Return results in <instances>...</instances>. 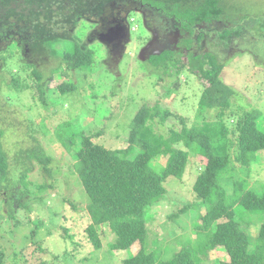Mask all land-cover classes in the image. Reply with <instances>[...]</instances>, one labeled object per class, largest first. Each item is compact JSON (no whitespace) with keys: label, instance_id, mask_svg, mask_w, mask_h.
Here are the masks:
<instances>
[{"label":"trees","instance_id":"1","mask_svg":"<svg viewBox=\"0 0 264 264\" xmlns=\"http://www.w3.org/2000/svg\"><path fill=\"white\" fill-rule=\"evenodd\" d=\"M12 1L19 0H3L2 8L6 13L0 19V39H5L8 43L0 50V64L3 66L11 61L14 63L13 59L17 54L23 60H18L17 68L13 70L15 72L10 74V80L1 77L0 90L7 86L10 91V94H5L7 99H29L25 109L28 107L26 110L33 116L29 124L30 131H39L37 119L42 115L41 105L45 110H50L49 104L56 99L87 95L86 88H80L79 82L67 77L70 70L86 69L93 74L102 65L104 78L113 76V84L110 85L108 94L111 92L115 95L118 88H124V83L120 82L124 79L122 72L119 73L111 67L106 68L104 65L103 59L108 58L109 52L105 42L100 39H94L93 45H87L83 43L79 32L69 30L58 33L43 20L32 24L35 31L29 40L11 32L7 16L14 14L21 20L32 21L30 14L33 12L25 14L17 11L11 6ZM54 1L59 3L61 9L66 6L62 5L63 2L72 5L73 15L67 19L74 25L75 22L78 24L82 21L79 17L83 15L79 10L91 12L97 9L100 13L104 2L112 0H22L24 5L37 3L40 6L46 2V21L50 19L52 12H56L49 4ZM139 1L143 5L153 7L165 18H174L178 23L173 29L184 35V43L189 49L193 41L191 36L196 29H199L198 40H207L209 49L202 52L193 49L180 52L177 49L163 48L161 51L148 55L145 53L140 57V63L156 71L159 79L169 77L171 81H177L184 73L198 78L202 83V92L195 112L199 119L196 118L197 120L188 125L183 115H174L161 100H157L153 106L142 102L131 119L118 121L120 125L125 123L124 128L115 137L117 144L109 146L100 140L105 133V125L101 128L96 124V120H92L88 124L89 127L78 124L77 128H74L77 119L73 120L67 111L63 110L64 101L61 104L56 103V107L52 108L53 116L59 112V115L65 114L67 118L56 125L52 137H56L66 150L71 152L73 178L78 188L76 193L85 197L84 203L81 204L65 199L73 208L68 213L72 214L74 209H80L81 216L88 221L85 228L88 240L90 239L95 247L80 260V264H101L108 257L102 258L99 254L117 251H121L118 256L119 264H203V259L219 247H222L220 250H224L222 252L228 257L222 261L225 264H264V182L250 185L247 177L235 178L233 172L234 162L238 171L248 172L257 153H264V111L261 106L250 107L244 104L234 108L232 98L235 90L221 76L225 66L222 57L226 53L221 55L222 52L218 53L215 48L234 47V41L230 37L232 34H244L243 27H238L242 22L236 23L237 17L228 20L220 0H182L164 5L165 8L152 2L148 4L146 0ZM36 13L41 14L42 11ZM221 20L225 24L222 30L203 26ZM243 24L245 27L246 24ZM252 26L264 27V18L253 17L249 28ZM215 35L218 36L217 40ZM247 38L245 36L241 39ZM47 62L51 64L48 69L44 67ZM55 73L63 76L64 80L52 85L51 77ZM89 87L90 93L99 100L97 93L92 90L95 88L93 81L89 83ZM93 111L95 112V109ZM209 111H215L216 118H206L210 114ZM169 117H179L181 127L176 128L172 123H168L167 129H164L163 124ZM105 118L113 120L111 116ZM229 118L233 121L229 122ZM199 120L202 121L198 122ZM44 132H47V129ZM3 134L4 131L0 128V194L1 191L8 190L10 195L3 201L5 206L0 209V217L3 210V218L6 215L14 219V224L8 226L18 231L14 238L20 240L21 244L16 254L25 256V243L29 239L30 243H34L30 236L35 237L37 234L35 229L27 233L28 227H49L38 219V213H31L33 219L29 217L28 222L19 220L16 205L33 211L27 199L30 193V182L27 178L31 168H20L11 164L1 140ZM21 153L15 156L17 161H36L47 172H51L49 164L52 157L40 144ZM195 154L202 159V166L193 183L196 198L171 217L174 219L190 205H199L196 225L192 231L194 235L187 234L184 240L182 236L177 238L176 246H160L158 240L150 242L151 229L148 227V220L152 216V207L165 198V182L168 178H183L190 158ZM161 157L166 159L164 163H153L155 160L159 163L157 158ZM160 166L162 168L159 170ZM229 186H232L231 190ZM36 187L41 192L48 186L43 183L37 184ZM67 214L58 228L59 241L62 242L74 238V235L69 236L68 228L65 227ZM103 224H107L111 232V240L107 241L106 249L103 246ZM7 240H13V236L10 234ZM36 243L39 244L33 252H56L54 247L46 245V240ZM135 243L140 245L136 252L133 251ZM14 264L29 262L25 256L21 262ZM104 264H109V260Z\"/></svg>","mask_w":264,"mask_h":264},{"label":"rangeland","instance_id":"2","mask_svg":"<svg viewBox=\"0 0 264 264\" xmlns=\"http://www.w3.org/2000/svg\"><path fill=\"white\" fill-rule=\"evenodd\" d=\"M179 1L182 0H146L145 2H148V4L152 2L164 7V5H171ZM220 3L227 19L234 20L237 17L235 22H242L238 27H243L244 31L243 36H234L232 34L230 37L234 41V47L230 46V49L220 46L215 47L218 53L222 52L221 55L226 53L222 57L225 66L221 76L235 90L232 98L234 108L237 109L238 105L244 104L250 105V107L261 106L264 111V27L252 26L249 28L253 17L264 18V0H220ZM46 4V2H43L40 6L37 3L35 5H24L22 0L12 1L11 6H14L17 11L25 14L30 11L33 12L30 14L32 21L29 19L27 21L21 20L14 14L7 16L10 31L29 40L35 31L32 24L43 20L47 26L48 24L51 25L58 33L69 30L79 32L84 40L83 43H87V45H93L92 41L94 39H100L105 42L109 52L108 58L104 57L103 59L105 67H111L124 75L123 81H120L124 83L122 84L124 88H118L114 95L111 92L108 94L110 85L113 84L111 82L113 81V76L104 78L102 65L93 74L86 69L70 70L67 77L79 82L80 88H86L85 93L87 95L85 97L74 96L75 98L66 97L65 99L63 97L56 99L55 102L49 104L50 110H45L43 105H41L42 115L37 119L39 131L33 132L29 130V124L33 116L26 110L28 107L25 109L29 99L27 97L7 99L5 94H10L7 86H3L0 90V128L4 131L1 138L3 146L9 154L12 165L20 168L23 166L31 168L27 178L30 182V193L27 195V199L33 211L16 205V211L20 217L19 220L28 222L30 218L33 219L31 213H38V219L43 222V225L49 227H33L28 224L30 227H28L27 233L35 229L37 234L35 237L30 236L34 243L29 242L31 239L25 243V256L29 264H80V260L93 251L95 247L90 239L88 240L85 231L88 221L81 216L80 209H74L72 214L68 213L73 208L65 199L75 200L81 204L84 203L85 197L76 193L78 188L73 178L74 169L71 152H68L56 137H52L56 125L62 119L67 118V116L65 114L61 116L59 112L56 115L57 117L53 116L52 108L56 107V103L61 104L64 101L62 104L64 106L63 110L67 111L69 117L73 118V120L77 119L74 128H77L78 124L83 127H89L88 124L92 120H96V124L101 128L105 125V133L100 137V140L109 146L117 144L115 137L124 128L125 123L122 122V125H120L118 121L131 119L142 102H148L149 106H153L157 100H161L163 105L168 107L174 115H183L182 117L185 118L187 124L191 125L192 121L197 118L195 112L197 101L202 92V83L196 76L187 73L182 74L180 80L177 81H171L169 77L159 79V74L156 71L146 67L144 63H140V57H143L145 53L148 55L161 51L163 48L177 49L180 52L189 51L190 49L202 52L209 49V46L206 39L198 40L199 29H196L191 36L193 41L189 49V46L184 43V35L173 29V26L178 23L175 22L174 18L163 17L158 14L156 9L141 4L139 0L105 1L100 13L97 9L91 12L79 10L83 15L79 17L82 21L78 24L75 22L74 25L67 19V17L70 18L73 15L71 4L63 2L62 5L66 6L61 9L58 2H49L51 4L50 8L56 12L51 13L48 21H46V11H44L45 9L48 10ZM2 6H4V3L3 0H0V19L6 13ZM37 11H42V13H36ZM131 13L132 15H130ZM83 20H86V22ZM243 23L246 24L245 27ZM227 25L233 26L234 23H227ZM203 26L222 30L225 24L221 20L204 24ZM185 36L189 37V35ZM245 36L250 38L241 39ZM215 38L217 40L218 36L215 35ZM7 43L5 39H0V50H3ZM94 43L96 44V42ZM20 53L24 54L25 52L20 51ZM18 60L20 62L23 60L19 54L13 59L14 63L9 60V64L5 63L3 66L0 64V83L2 82V76L10 80V74L12 75L15 72L13 70L17 68ZM50 65L48 62L44 63L46 69L50 68ZM101 77L102 80H100ZM62 80H64L63 76L61 77L58 73L52 74L51 84H58ZM92 81L95 83V88L92 90L97 93L99 100L98 97L95 99V95L90 93L89 83ZM93 109H95V112ZM209 112L210 114L206 118H216L215 111ZM105 116H111L113 120L107 119ZM178 118L169 117L163 124L164 129H167L168 123L180 128L182 124ZM201 121L199 120L198 122ZM232 121L233 119L229 118V122ZM46 129L47 132H44ZM77 138L80 139V137ZM38 144L44 147L45 151L52 157V161L49 164L52 169L51 172H47L36 161L22 163L15 159L16 155L22 154L21 151ZM157 159L159 163H156L155 160L154 164L164 163L166 160L163 157ZM251 164L252 166L248 169V172H242L238 171L234 162L233 172L235 178L247 177L246 179H248L250 185L264 182V153L258 152L256 159ZM201 166L202 159L196 154L192 155L183 178L170 176L165 182L167 188L165 198H162L152 207V216L148 220V227L151 229V232H149L150 242L158 240L160 246H176L178 244L177 238L182 236L184 240L187 234L194 235L192 231L196 225L195 219L200 208L199 205H190L185 212H181L174 219L171 217L184 206L194 202L196 197L193 192V183ZM161 168L162 166L159 167V170ZM43 183L48 187L39 192L36 185ZM231 189L232 186H229V190ZM9 195L10 192L8 190L1 191L0 199L2 202H0V209L5 206L3 201ZM1 213L0 264L21 262L25 256L16 254L19 252L21 243L20 240L14 238L18 231H14L8 226H12L15 221L6 215L3 218V210ZM65 214H67L65 221V227L68 228L67 233L69 236L74 235V238L66 239V242H62L59 241L58 228L62 224ZM24 227L27 228V226ZM101 229L105 231L103 246L106 249L107 241L111 240V232L107 224H103ZM10 234L13 236V240L8 241ZM44 240L47 241L46 245L54 247L56 251L54 254L53 252H48V250L33 252L39 244L36 242ZM139 246L138 243H135L133 251L136 252ZM220 249L222 247L212 251L207 258H204L203 264H225L222 261L228 257L225 256V252H222L224 250ZM120 253L121 251L99 254V257H108L101 264H104L107 259L109 264H119L118 256Z\"/></svg>","mask_w":264,"mask_h":264},{"label":"clouds","instance_id":"3","mask_svg":"<svg viewBox=\"0 0 264 264\" xmlns=\"http://www.w3.org/2000/svg\"><path fill=\"white\" fill-rule=\"evenodd\" d=\"M142 4V3H141Z\"/></svg>","mask_w":264,"mask_h":264}]
</instances>
